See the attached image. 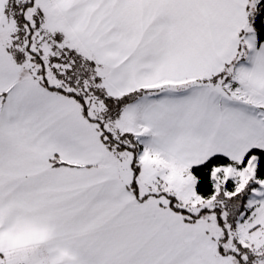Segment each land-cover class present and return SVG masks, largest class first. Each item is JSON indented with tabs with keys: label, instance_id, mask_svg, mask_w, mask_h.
Instances as JSON below:
<instances>
[{
	"label": "snow or ice",
	"instance_id": "1",
	"mask_svg": "<svg viewBox=\"0 0 264 264\" xmlns=\"http://www.w3.org/2000/svg\"><path fill=\"white\" fill-rule=\"evenodd\" d=\"M0 264H264V0H0Z\"/></svg>",
	"mask_w": 264,
	"mask_h": 264
}]
</instances>
